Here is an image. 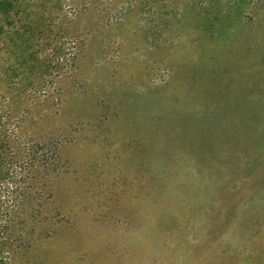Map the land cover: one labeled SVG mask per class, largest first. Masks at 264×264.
<instances>
[{
  "label": "rangeland",
  "instance_id": "374dc122",
  "mask_svg": "<svg viewBox=\"0 0 264 264\" xmlns=\"http://www.w3.org/2000/svg\"><path fill=\"white\" fill-rule=\"evenodd\" d=\"M0 106L52 154L23 264H264V0H8Z\"/></svg>",
  "mask_w": 264,
  "mask_h": 264
},
{
  "label": "trees",
  "instance_id": "16d2710c",
  "mask_svg": "<svg viewBox=\"0 0 264 264\" xmlns=\"http://www.w3.org/2000/svg\"><path fill=\"white\" fill-rule=\"evenodd\" d=\"M7 8L8 0H0V15ZM40 57L34 55L29 69L40 66ZM18 132L19 121L0 106V264H23L21 250L42 212L37 186L52 159L34 140L19 141Z\"/></svg>",
  "mask_w": 264,
  "mask_h": 264
}]
</instances>
